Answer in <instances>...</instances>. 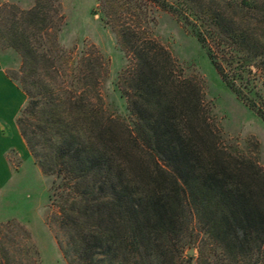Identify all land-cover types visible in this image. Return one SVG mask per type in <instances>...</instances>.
<instances>
[{
    "label": "trees",
    "instance_id": "obj_1",
    "mask_svg": "<svg viewBox=\"0 0 264 264\" xmlns=\"http://www.w3.org/2000/svg\"><path fill=\"white\" fill-rule=\"evenodd\" d=\"M159 13L195 38L226 88L264 121L255 84L257 73L264 82L255 31L264 0H95L92 14L129 60L118 86L126 118L102 104V63L60 49L57 0H33L27 11L0 5V45L21 59L26 104L16 126L53 177L60 252L68 264H192L186 247L195 264H264V172L221 146L198 87L153 36Z\"/></svg>",
    "mask_w": 264,
    "mask_h": 264
},
{
    "label": "rangeland",
    "instance_id": "obj_2",
    "mask_svg": "<svg viewBox=\"0 0 264 264\" xmlns=\"http://www.w3.org/2000/svg\"><path fill=\"white\" fill-rule=\"evenodd\" d=\"M3 3L14 4L20 11L33 6V0L0 1V5ZM57 3L62 15L58 21L60 30L56 33L60 49L66 53L73 51L76 59L83 50L96 63H102L100 69L97 66L100 81L97 91L102 104L108 114L126 118L128 113L118 86L129 60L119 50L111 31L92 14L95 0H57ZM255 31L264 43V26H256ZM152 32L181 66L184 75L198 87L204 115L210 116L212 125L219 131L221 146L230 153L238 152L254 159L264 172V121L226 88L195 38L175 18L159 13ZM0 61L6 76L12 78L9 81L15 85L17 98L15 119L8 124L0 122L3 144L0 149V264H68L58 246L59 242L64 244V238L51 198L53 177L44 175L36 166L16 126V119L26 104L18 84L20 56L1 42ZM64 67L67 75V66ZM258 76L257 73L255 84L262 88L263 98L257 103L264 111V82ZM57 80L69 82L65 77ZM189 250L184 248V259ZM193 255L192 264H195L196 250Z\"/></svg>",
    "mask_w": 264,
    "mask_h": 264
},
{
    "label": "crops",
    "instance_id": "obj_3",
    "mask_svg": "<svg viewBox=\"0 0 264 264\" xmlns=\"http://www.w3.org/2000/svg\"><path fill=\"white\" fill-rule=\"evenodd\" d=\"M16 100L15 85L7 78L0 61V122L8 124L15 119V113H17L15 112ZM2 146L3 144L0 140V149Z\"/></svg>",
    "mask_w": 264,
    "mask_h": 264
},
{
    "label": "water",
    "instance_id": "obj_4",
    "mask_svg": "<svg viewBox=\"0 0 264 264\" xmlns=\"http://www.w3.org/2000/svg\"><path fill=\"white\" fill-rule=\"evenodd\" d=\"M188 256H193V249H190L188 252Z\"/></svg>",
    "mask_w": 264,
    "mask_h": 264
}]
</instances>
